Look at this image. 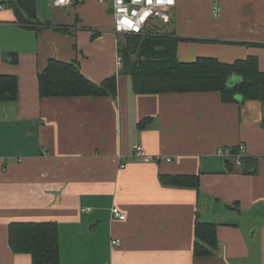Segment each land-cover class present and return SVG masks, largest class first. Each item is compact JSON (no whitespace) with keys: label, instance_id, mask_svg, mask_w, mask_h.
<instances>
[{"label":"crops","instance_id":"crops-1","mask_svg":"<svg viewBox=\"0 0 264 264\" xmlns=\"http://www.w3.org/2000/svg\"><path fill=\"white\" fill-rule=\"evenodd\" d=\"M34 2L35 25L0 10V74L18 80L17 99L0 101V264H31L8 245L19 222L56 224L60 264H264V103L134 94L110 0ZM168 13L160 26L185 39L180 62L254 56L264 72V0H175ZM50 59L77 63L94 83L115 76V98H40ZM238 144L255 174L217 153ZM134 146L160 160L133 158ZM160 174L197 175L198 190L163 187ZM196 220L216 225L212 256H193Z\"/></svg>","mask_w":264,"mask_h":264},{"label":"trees","instance_id":"trees-1","mask_svg":"<svg viewBox=\"0 0 264 264\" xmlns=\"http://www.w3.org/2000/svg\"><path fill=\"white\" fill-rule=\"evenodd\" d=\"M12 9L18 24L38 23L34 0L2 1ZM184 38H176L164 26H149L140 35L122 34L118 54L120 73L129 76L131 87L137 95L218 93L223 103L245 101L264 103V72L258 67V59L248 56L233 63H223L215 58L197 57L192 62H180L176 48ZM12 60V59H11ZM15 62V60H13ZM235 74L242 79L230 83ZM40 98H102L116 96V77L94 83L83 76L75 62L50 59L38 75ZM18 97V80L15 76L0 74V101H15ZM151 118L138 123L145 129ZM231 168L232 163L226 162ZM240 170L244 174L257 172V161L248 156L241 159ZM163 187L198 190L197 175L158 176ZM194 257L212 256L218 250L216 225L198 220L194 223ZM8 245L14 254H27L31 264H60L58 232L53 222H19L8 227Z\"/></svg>","mask_w":264,"mask_h":264},{"label":"built area","instance_id":"built-area-1","mask_svg":"<svg viewBox=\"0 0 264 264\" xmlns=\"http://www.w3.org/2000/svg\"><path fill=\"white\" fill-rule=\"evenodd\" d=\"M56 5H68L81 0H50ZM111 1V17L113 20V31L116 34H134L140 35L145 33L146 29L152 25H168L170 24L169 9L175 4V0H110ZM4 8L2 0H0V10ZM217 8H213L215 14ZM118 61L121 62L119 58ZM219 155L234 159V165L241 167V159L246 156V149L243 144L235 147L219 149ZM133 158L144 161H158L159 157L147 156L141 146H134ZM169 161V159H166ZM122 168L124 167L121 166ZM112 218L124 220L125 216L117 209L111 210ZM121 241L113 239L112 246H119Z\"/></svg>","mask_w":264,"mask_h":264},{"label":"clouds","instance_id":"clouds-1","mask_svg":"<svg viewBox=\"0 0 264 264\" xmlns=\"http://www.w3.org/2000/svg\"><path fill=\"white\" fill-rule=\"evenodd\" d=\"M230 79L233 80V81L239 82V80L242 79V78L239 77V76H236L235 74H233V75L230 77Z\"/></svg>","mask_w":264,"mask_h":264},{"label":"water","instance_id":"water-1","mask_svg":"<svg viewBox=\"0 0 264 264\" xmlns=\"http://www.w3.org/2000/svg\"><path fill=\"white\" fill-rule=\"evenodd\" d=\"M240 102L242 103V100H240Z\"/></svg>","mask_w":264,"mask_h":264},{"label":"rangeland","instance_id":"rangeland-1","mask_svg":"<svg viewBox=\"0 0 264 264\" xmlns=\"http://www.w3.org/2000/svg\"><path fill=\"white\" fill-rule=\"evenodd\" d=\"M119 39L121 40V38L119 37Z\"/></svg>","mask_w":264,"mask_h":264}]
</instances>
